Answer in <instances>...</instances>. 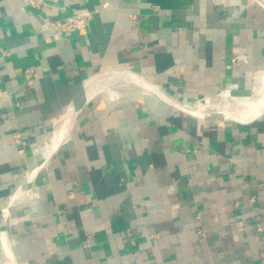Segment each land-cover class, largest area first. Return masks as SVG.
<instances>
[{"label": "crops", "instance_id": "obj_1", "mask_svg": "<svg viewBox=\"0 0 264 264\" xmlns=\"http://www.w3.org/2000/svg\"><path fill=\"white\" fill-rule=\"evenodd\" d=\"M44 1L0 0V264H264V112L215 108L264 86V0Z\"/></svg>", "mask_w": 264, "mask_h": 264}, {"label": "bare ground", "instance_id": "obj_2", "mask_svg": "<svg viewBox=\"0 0 264 264\" xmlns=\"http://www.w3.org/2000/svg\"><path fill=\"white\" fill-rule=\"evenodd\" d=\"M130 77L132 79L131 81L134 80L138 84H140L142 82L140 79L136 78L135 76L134 77L130 76ZM260 78H262V76ZM263 80H264V78H263ZM259 81H260V79H259ZM147 87L150 88L149 85ZM225 102L228 104V106L229 105L234 106L235 109L233 110L231 108H226V106H217V109H219V116L221 119H223V120L234 119V120H237V121H240L243 123H247V122L249 123L250 121L260 117L262 115V113L264 112V86L259 87L253 96L232 97L228 94H225ZM179 107H181L185 110H189L193 113L198 112V110H196L193 107L188 106L186 104L179 105ZM196 114L198 115V113H196ZM71 117H72L71 115L68 117L67 124H69L70 120H72ZM64 134H65V132H64V130H62L56 136V138L54 140V144H53L54 147L57 144V142L64 136Z\"/></svg>", "mask_w": 264, "mask_h": 264}, {"label": "built area", "instance_id": "obj_3", "mask_svg": "<svg viewBox=\"0 0 264 264\" xmlns=\"http://www.w3.org/2000/svg\"><path fill=\"white\" fill-rule=\"evenodd\" d=\"M23 3L30 9L40 8L45 1L44 0H22ZM93 15V11L89 9H82L78 13L58 19L48 18L42 24L44 31H49L55 39H60L64 36L71 35L74 31H84ZM259 231L262 227H259Z\"/></svg>", "mask_w": 264, "mask_h": 264}, {"label": "rangeland", "instance_id": "obj_4", "mask_svg": "<svg viewBox=\"0 0 264 264\" xmlns=\"http://www.w3.org/2000/svg\"><path fill=\"white\" fill-rule=\"evenodd\" d=\"M230 94L233 95L232 93H230ZM233 96H235V95H233ZM217 106H226V108H231L233 110L235 109L234 106L229 105L230 106L229 107L228 104L225 102V94H223L222 101ZM217 106L215 108H216V110H219V109H217Z\"/></svg>", "mask_w": 264, "mask_h": 264}]
</instances>
